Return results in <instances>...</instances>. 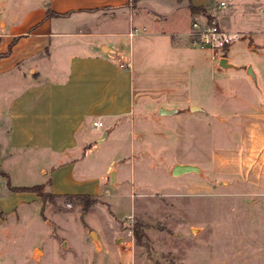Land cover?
<instances>
[{
	"label": "rangeland",
	"instance_id": "374dc122",
	"mask_svg": "<svg viewBox=\"0 0 264 264\" xmlns=\"http://www.w3.org/2000/svg\"><path fill=\"white\" fill-rule=\"evenodd\" d=\"M204 1L214 2L194 0ZM39 2L0 0V15L13 8L17 15L33 12ZM259 8L249 6L258 45L249 48L238 32L228 66L190 42L199 51L190 66V113L186 108L157 118V107L136 100L114 134L102 142L90 138L75 166L103 185L91 194L95 201L87 211L73 196L42 201L30 190H11L47 181L42 190L49 191L53 164L40 163L35 151L12 145L0 132V201L16 203L0 210V264H264V179H258L264 167L252 168L246 152L247 118L239 115L236 126L233 121L247 108L243 100L264 101V33L254 23ZM36 44L19 38L7 61ZM4 86L13 92L10 80L0 82V93ZM4 103L0 97V108ZM209 103L230 113L225 124L217 116L209 123L201 108ZM90 127L94 134L102 129ZM176 162L197 164L201 172L172 175Z\"/></svg>",
	"mask_w": 264,
	"mask_h": 264
},
{
	"label": "crops",
	"instance_id": "0c3cea01",
	"mask_svg": "<svg viewBox=\"0 0 264 264\" xmlns=\"http://www.w3.org/2000/svg\"><path fill=\"white\" fill-rule=\"evenodd\" d=\"M219 1L200 4H205L207 13L221 27L241 33L247 46L255 48L258 44L253 41L256 31L249 6L260 4L254 23L264 33V0H222L224 5L217 6ZM39 4L23 15L15 14L14 8L0 15V82L10 80L14 88L6 92L4 86L0 93L5 101L0 108L5 121L0 132L12 145L35 151L40 163L53 164L47 185L52 193L94 194L103 179L99 182L97 176H88L75 166L91 137L102 142L114 134L136 100L140 107L150 102L152 108L175 109L169 114L154 113L157 118L181 114L186 108L190 113V66H196L199 51L190 47L187 27L197 13L190 12L187 0H136L133 4L130 0H42ZM46 7L67 13L46 16ZM131 26L143 29L128 37L126 31ZM26 37L39 44L7 61L19 38ZM230 46L219 58H224L222 66L229 65ZM121 60H129L130 66L119 67ZM252 100H243L247 108L232 119L236 126L239 115L247 118L243 130H249V137L242 135V139L250 141L246 152L255 163L252 168L258 170L264 167V101L257 104ZM201 108L210 114V124L215 116L221 125L228 121L230 113L214 103ZM95 119L102 122V129L94 134L90 124ZM104 130L106 135L97 141ZM31 196L38 197L34 192ZM14 207L16 203L0 201L3 212Z\"/></svg>",
	"mask_w": 264,
	"mask_h": 264
},
{
	"label": "built area",
	"instance_id": "2783aa9c",
	"mask_svg": "<svg viewBox=\"0 0 264 264\" xmlns=\"http://www.w3.org/2000/svg\"><path fill=\"white\" fill-rule=\"evenodd\" d=\"M224 1L220 0L217 6H223ZM143 29V26H131L126 31V35L131 37L134 33ZM240 34L236 31H227L221 27L214 18H208L205 13L199 12L194 14L189 23L188 37L191 43L206 48L209 51V58L218 59L223 55L224 48L238 39ZM121 68L130 66L129 60H121L117 62ZM91 125L94 128L101 127L102 122L98 119L92 120Z\"/></svg>",
	"mask_w": 264,
	"mask_h": 264
},
{
	"label": "trees",
	"instance_id": "16d2710c",
	"mask_svg": "<svg viewBox=\"0 0 264 264\" xmlns=\"http://www.w3.org/2000/svg\"><path fill=\"white\" fill-rule=\"evenodd\" d=\"M178 1H180V0H178ZM130 2L133 4L134 2H136V0H130ZM187 7L190 10V12H192V13L202 12V13H205L208 18L211 17L206 11L205 4L193 5L190 2V0H187ZM65 13H67V11L57 12L54 10H50L48 7L45 8V15L46 16L61 15V14H65ZM1 173H4V172H1ZM46 183H48V182L45 181V182L35 183L32 185L11 186L10 189L11 190H30V191L34 192L36 195H38L42 201H45L46 199H49L50 196H53L55 194V193H52L51 191H45L44 192L42 190L43 186ZM63 196L66 198L73 196L74 198L80 200V202L82 203L81 209L84 211H87L89 206L95 201L94 196H92L91 194H88V193H73V194H66L65 193V194H63Z\"/></svg>",
	"mask_w": 264,
	"mask_h": 264
},
{
	"label": "water",
	"instance_id": "95a60500",
	"mask_svg": "<svg viewBox=\"0 0 264 264\" xmlns=\"http://www.w3.org/2000/svg\"><path fill=\"white\" fill-rule=\"evenodd\" d=\"M224 58H221V60H219L220 64H222V60ZM248 73H251L250 71V68L247 67V70H246ZM175 109L173 108H163V107H159L158 108V113L160 114H169V113H172ZM106 135V130H104L101 135L97 138V141L98 140H101L102 138H104V136ZM185 172H195V173H200L201 172V168L197 165V164H194V163H187V162H184V163H180V162H176L172 165L171 167V170H170V173L172 175H178V174H181V173H185Z\"/></svg>",
	"mask_w": 264,
	"mask_h": 264
}]
</instances>
